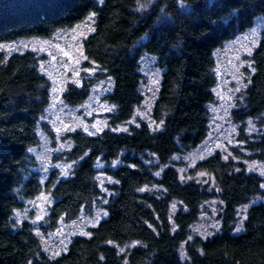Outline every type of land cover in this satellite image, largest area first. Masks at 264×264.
Wrapping results in <instances>:
<instances>
[{
	"label": "trees",
	"instance_id": "obj_1",
	"mask_svg": "<svg viewBox=\"0 0 264 264\" xmlns=\"http://www.w3.org/2000/svg\"><path fill=\"white\" fill-rule=\"evenodd\" d=\"M259 17L264 0H0V264H264V204L250 206L241 232L234 231L238 209L261 195V178L214 156L197 166L213 178L209 189L181 179L170 165L207 140L216 53ZM89 18L93 31L83 52L112 81L110 125L128 130L70 134L74 169L67 178L51 172L43 185L29 152L49 103V82L36 55H6L1 46L47 39ZM144 56L155 58L162 71L152 108L157 129L144 121L130 124L142 103ZM250 61L253 72L235 118L255 123L258 133L247 147L253 159L264 161V34ZM87 92L69 87L65 99L81 103ZM100 161L113 181L106 217L87 236L72 238L60 255L47 256L36 224H17L15 211L44 192L53 199L50 230L62 218H76L101 195ZM212 199L220 229L208 238L192 236Z\"/></svg>",
	"mask_w": 264,
	"mask_h": 264
},
{
	"label": "rangeland",
	"instance_id": "obj_2",
	"mask_svg": "<svg viewBox=\"0 0 264 264\" xmlns=\"http://www.w3.org/2000/svg\"><path fill=\"white\" fill-rule=\"evenodd\" d=\"M141 6L140 3L139 8ZM92 31L93 20L89 18L71 29L57 31L47 39L31 38L1 46L6 55L25 52L36 55L40 72L49 82V103L37 132V144L29 152L33 158V170L37 172L43 185L51 172L55 171L62 178H67L74 169L75 161L68 159V154L73 148L70 134L80 131L93 137L107 129L116 132L128 130L126 124L116 128L110 125L109 116L114 112V107L106 101V96L112 90V81L104 77L83 52L82 42ZM263 34L264 17H259L249 29L216 53L217 84L213 89L215 103L210 107L208 138L196 149L173 157L170 164L181 179L195 180L207 185L209 189L214 188L213 178L206 172L197 170V166L214 156L238 163L248 173H255L261 178V195L238 209L235 233L241 232L247 209L252 205L264 204V161L252 158L246 142L253 139L258 133V128L252 121L241 122L235 118V112L240 108L242 92L253 72L250 57ZM140 72L143 76L142 103L130 124L136 125L138 121H144L150 128L157 129L159 126L152 119V108L162 71L155 58L144 56L140 61ZM69 87L87 89L84 101L77 104L67 102L65 95ZM119 164L118 160L114 161L112 167ZM105 167L104 162L98 163L101 195L96 201L83 208L76 218L60 219L52 230L48 228L49 210L53 204L50 195L41 192L35 197L23 200L22 208L15 211L17 224L24 221L36 224L37 235L47 256L60 255L67 249L72 238L87 236L89 229L106 217L104 206L110 192L109 185L113 184V181L103 172ZM201 210L198 221L190 231L192 236L208 238L220 229L219 205L216 199H212L206 202ZM119 249L126 250L127 247ZM181 252L184 256V247Z\"/></svg>",
	"mask_w": 264,
	"mask_h": 264
}]
</instances>
